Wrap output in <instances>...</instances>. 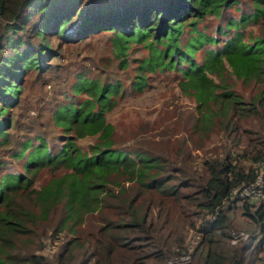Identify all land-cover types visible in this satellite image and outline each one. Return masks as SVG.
Instances as JSON below:
<instances>
[{"label":"trees","instance_id":"16d2710c","mask_svg":"<svg viewBox=\"0 0 264 264\" xmlns=\"http://www.w3.org/2000/svg\"><path fill=\"white\" fill-rule=\"evenodd\" d=\"M100 38L114 53L91 49ZM84 45L69 87L80 75L87 87L53 93L49 118L22 122L66 69L55 58ZM30 73L36 95L22 98ZM247 121L258 144L243 141ZM216 132L233 148L189 173L188 140L205 150ZM263 157L264 0H0V264H169L196 226L186 264H264V206L229 197ZM231 211L257 245L249 231L231 244ZM47 242L57 250L43 253Z\"/></svg>","mask_w":264,"mask_h":264},{"label":"rangeland","instance_id":"374dc122","mask_svg":"<svg viewBox=\"0 0 264 264\" xmlns=\"http://www.w3.org/2000/svg\"><path fill=\"white\" fill-rule=\"evenodd\" d=\"M136 41H133L131 42L132 45H139L141 46V48L139 49H142L143 50V43H135ZM94 48H100V49H104V53L105 55L108 53V51L110 50L111 53H114V50H113V47L110 48V46H108L106 44V42L104 41V38H100L98 39V44L95 45L93 48L91 49H94ZM145 51V50H144ZM89 54V47L88 45H84V46H81L78 50L72 48V47H68L66 48V50H64V53L61 55V56H57L55 58V61L57 60L58 63L61 65V67H65L67 69V65L70 66V69L71 70H66V69H61L59 70V72L57 73H53V72H50L49 73V81L47 82V86H46V90H43L42 93H43V98L38 101H40V103H38V107H31L29 108V118L25 119V120H22L23 121H28V119H31L33 120V117H37L39 115V112L41 110L42 113H44L46 116L45 117H48L49 118V115H50V111L51 109L53 108L52 107V104H51V101H53L52 99V95L53 93L56 92V94H59L61 93L62 91H64V89L66 88V91L68 92V94L72 93V92H75V93H78L80 92L83 88H86L88 85L87 83H83L82 82V76L80 75L79 78L75 79L74 82L72 83L71 87H69L70 83L72 82V80L74 79L75 77V72L76 70L81 66V65H84V62H87L88 59L87 58V55ZM109 63L111 66H113V63L109 60ZM80 69V68H79ZM60 71H63L65 72V74H69L70 76V80L68 82H65V80L62 78V79H58L57 76L59 75L58 73H62ZM79 71V70H77ZM32 72V71H31ZM30 77H27L26 80H25V87H24V92H23V95H22V98L25 97L26 94H29V95H36V85H33L31 83V79L33 77L32 73H30ZM78 74V73H77ZM76 74V75H77ZM237 88L243 92L246 96H248L251 92V90L249 88H247L246 86L242 85L240 82L238 83V86ZM44 95H46V97H44ZM38 97V96H37ZM21 98V99H22ZM150 99H151V96L147 97L146 95H144L143 97H139L136 101H133L131 98L127 99V103L128 102H134L136 104L132 105L129 107V109L127 110L128 112H130V115L128 117V119H130L132 122L133 121H136V111H138L139 113H141L142 115H144V112L145 109L148 108L145 107L146 105H148L150 103ZM191 102L188 103V104H183L182 106L178 105V106H169L167 109L168 110H172V109H175L176 108H179V109H186V107H189L191 106ZM36 106V104H35ZM156 106V105H155ZM194 107V106H193ZM128 108V107H126ZM125 110V109H123ZM164 110V109H163ZM163 110H162V113H163ZM169 119H166V123L168 122ZM21 122V123H22ZM36 126H34V124H31L30 126H27L25 127V131H28V133H32V134H37L36 132L38 131L37 127L39 126L37 123H35ZM248 127V129H247ZM58 129V128H57ZM176 129H182V126L181 125H177ZM253 124L252 123H249V121L245 122L242 124V128L240 130V132L242 133L243 135V141L245 143H247V141H250V143L254 144V143H257L258 144V141L260 140L259 138H256L257 137V134L254 133V130H253ZM182 132L179 131L177 133L178 136H181ZM176 135V136H177ZM195 138H197V135L194 136ZM155 138H158V137H155ZM173 138V137H172ZM190 141L189 142V155L190 158L188 157H185V159L183 161L180 162L181 165H183L189 173H200L202 171V158L205 157V152L206 151H209L208 152V155L209 154H213L215 153L216 150L218 151H221L224 153L226 147H229L230 149L233 148L232 146V142H231V139H227V137H225V135L222 133H219V132H216V133H213L212 134V142L209 144L206 145V149L205 150H196L194 147H193V144H190L192 143V139L191 140H188ZM9 143V142H8ZM10 144H7L6 146L8 147ZM178 161H180V157L178 158ZM48 176V173L43 171L42 170V181H44V179H46V177ZM232 213V216H233V222H234V228L236 231H239V230H242V231H245L246 233L249 231L250 233H255V239H254V245H257L260 241V238H261V234L259 233L258 230H256L253 226H250L248 223V221L246 222V217H242L240 216V214L238 212H234V211H231ZM249 225V226H248ZM197 227H194V228H191V227H188L186 230H185V234H186V239H187V246H188V249L189 250H192L194 249V247L196 246V244L198 243V240L200 239V232L197 230ZM232 233V232H231ZM49 237H46L45 240L46 241H49ZM51 241V240H50ZM243 241V240H242ZM52 242V241H51ZM238 243H241V242H238ZM237 243V245H238ZM46 245H49V249H50V252H47L45 253V247ZM54 245V244H53ZM52 244L50 243H46L45 246H44V249L42 250L43 253L45 254H50L52 253L51 250H57V246L53 247ZM234 245V244H233ZM262 254H264V250L261 251ZM180 264H186V263H180Z\"/></svg>","mask_w":264,"mask_h":264},{"label":"built area","instance_id":"2783aa9c","mask_svg":"<svg viewBox=\"0 0 264 264\" xmlns=\"http://www.w3.org/2000/svg\"><path fill=\"white\" fill-rule=\"evenodd\" d=\"M258 165L260 169L254 180L246 184L235 186L230 192V198L240 197V201L249 200L250 202L262 204L264 206V157L258 163ZM217 213L218 209H216L211 214H208L207 216L210 218H215ZM248 237V232L246 233L242 230L236 231L235 229H233L230 237V242L231 244L237 245L238 242H241ZM46 251L50 252L49 245H46L45 253ZM191 252L192 250H189L187 253H184L182 255L173 256L169 259L168 262L169 264L187 263L191 260Z\"/></svg>","mask_w":264,"mask_h":264},{"label":"crops","instance_id":"0c3cea01","mask_svg":"<svg viewBox=\"0 0 264 264\" xmlns=\"http://www.w3.org/2000/svg\"><path fill=\"white\" fill-rule=\"evenodd\" d=\"M239 214H240V216H241V213L240 212H238Z\"/></svg>","mask_w":264,"mask_h":264}]
</instances>
